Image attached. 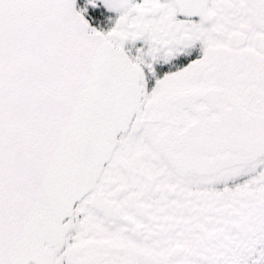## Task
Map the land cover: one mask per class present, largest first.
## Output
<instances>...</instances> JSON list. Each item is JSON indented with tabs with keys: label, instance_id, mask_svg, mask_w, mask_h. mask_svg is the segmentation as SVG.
I'll use <instances>...</instances> for the list:
<instances>
[{
	"label": "snow or ice",
	"instance_id": "obj_1",
	"mask_svg": "<svg viewBox=\"0 0 264 264\" xmlns=\"http://www.w3.org/2000/svg\"><path fill=\"white\" fill-rule=\"evenodd\" d=\"M0 264H264V0H0Z\"/></svg>",
	"mask_w": 264,
	"mask_h": 264
}]
</instances>
